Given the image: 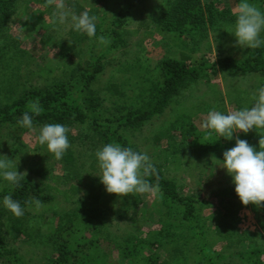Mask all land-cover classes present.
Returning a JSON list of instances; mask_svg holds the SVG:
<instances>
[{"label": "trees", "instance_id": "1", "mask_svg": "<svg viewBox=\"0 0 264 264\" xmlns=\"http://www.w3.org/2000/svg\"><path fill=\"white\" fill-rule=\"evenodd\" d=\"M21 1L0 0V38L8 31L11 21L18 13ZM83 1L96 5L101 4L104 0ZM144 1H122L115 18L108 25V30L104 31V36L110 40L108 50L127 46V41L124 40L125 33L137 36L145 19L136 29H133L136 31L131 32L130 28H127L128 14L132 7ZM166 4L161 15L154 20L158 30L162 33L204 32L209 27L217 25L221 20H235V16L229 17L231 11H228L227 14L224 12L215 13L214 2L205 4L203 0H167ZM66 6L77 14L87 10L90 14L98 16L95 9L86 8L76 0H67ZM32 12L27 22H24L28 27L35 26V22L42 19L39 11ZM34 19H36L35 22ZM39 24L43 25L42 22ZM48 27V25L44 26L46 33L51 29ZM100 32L101 25L97 22L96 35ZM70 36L77 37V39L74 38L75 42L68 39L67 44L73 45L77 42L78 49L83 36L75 34L73 31L70 32ZM49 38L52 36L50 35ZM196 42L199 43L198 41L193 43ZM137 44V42H132L131 46ZM79 56L80 51H77L71 58ZM242 56L241 59L231 56L222 57L213 63L204 59L194 60L186 53H182L180 59L167 57L158 63L159 80L150 81L151 87H149V81L147 84L142 83L139 86L148 89L149 95H147L146 102L138 109L125 115L115 114L108 118L102 116L100 112L102 104L100 94L92 89L98 76L104 70L102 62L104 56H100L98 61L86 62L85 68L77 79L71 78L69 82H59L46 89L30 88L13 104L3 106L0 109V127L17 124V120L22 117L25 111H28L29 102L39 99L43 111L38 117H33L34 125L46 123L65 125L69 129L68 139L71 144L75 143V140L77 141L75 130L82 132L89 130L90 133L84 135L82 146L89 145L101 149L105 144L115 143L141 151L131 142L129 130L132 127L141 128L144 124L164 116L170 107L171 100L185 84L199 81L202 75L212 81L213 77L219 75V72H239L241 75H258L264 78V47L250 49ZM207 72H211V76ZM262 84H264V80L260 85ZM103 90L118 97L123 103L128 102V95L115 82L108 84ZM142 94H146V92L143 91ZM185 117V120L177 124L176 127H168L159 132L156 136L159 151L166 161L169 160L173 164L179 160V157L194 156L204 162L203 168L213 170V166L220 163L217 160L223 161V152L235 146V136L232 139L227 134L222 137L214 130L196 126L195 121L190 120L191 117ZM232 131L235 132L234 129ZM239 135L241 139L244 138L259 151L260 135L264 136V129L258 130V133L252 130L247 134L242 132ZM166 139L169 142L166 147L162 148ZM94 141L96 144H90ZM18 151V149L14 150L15 153ZM88 159L90 158L86 155L78 154L76 156L74 151H67L63 158L66 173L61 177L68 178L73 183L69 189H63L51 184L54 178L60 179L56 176L54 169L58 161L61 164L62 160L55 159L48 151L43 154L37 152L30 156L27 163V170L37 181L22 177L18 187L9 184L0 192V200L6 195H11L13 199L21 203L24 210L33 206L27 203L30 200L38 199L41 203H51L56 199L55 195H60L67 203L77 199L74 209L69 212L65 211V218L69 225L65 226L64 224L63 226L62 219L59 218L56 228L52 227L62 234L55 249L56 254L47 253L44 255L43 260H46V264H95L94 261L88 263V260H96L97 256H105L109 264H187L186 260L190 253L195 255V258L190 261L191 264H224V260L229 257L240 258L241 264H264V205L260 207L251 204L244 206L235 192L234 184L229 188L220 189L210 200V203L220 199L222 205L225 202H233L238 206V209L252 206L257 214L259 232L252 233L239 229L237 221H235L236 216L234 217L235 209L227 207L226 212L220 215L213 228L217 242H210L198 214L200 205L197 204H202V202L193 195H185L176 180L167 178L162 169L163 165L151 162L154 171L145 179L150 184L158 186V191L170 203L163 209H161L162 205L154 206V212H160L162 216H165L162 222L165 224L167 223L166 217H170L172 214L170 211H175L174 215L180 229L186 233L185 228L188 227L191 233L190 235H176L166 230H160L155 236L150 237V234H138L130 231L131 226L139 222V212H143L145 215L146 207L136 205L133 201L128 202L126 197L118 200V195L116 199V194L107 193L100 178L93 177L95 174H100L96 157L90 163ZM93 181L95 184H92ZM117 203L120 205H116ZM110 207L117 208L111 211ZM113 211L119 219L126 222L123 227L125 232L122 235L109 231L112 227L110 221L113 218L108 217ZM49 220L46 219L52 224L53 220ZM5 221L13 225L20 222L16 216L0 205V264H29L23 254L12 246L11 239L4 234ZM20 226H22L21 222ZM215 243H222L223 249L215 248Z\"/></svg>", "mask_w": 264, "mask_h": 264}, {"label": "rangeland", "instance_id": "2", "mask_svg": "<svg viewBox=\"0 0 264 264\" xmlns=\"http://www.w3.org/2000/svg\"><path fill=\"white\" fill-rule=\"evenodd\" d=\"M66 1L57 0L58 3H63L68 8ZM76 1L85 5L86 8L95 9L98 15L101 32L93 38L73 31L70 24L59 25L54 22L53 8L46 7L45 0L21 1L18 13L11 21L8 31L0 38V109L5 105L13 104L30 88L46 89L59 82H69L71 78L77 79L85 68L86 62L98 61L100 56H104L102 61L104 70L92 86V89L100 94L102 100L100 112L105 118L113 117L115 114L125 115L138 109L146 102L147 95H149L148 89L139 86L142 83L147 84L149 81V87H151L150 81L159 80L157 68L158 63L163 59L167 57L180 59L181 54L186 53L194 60L204 59L213 63L222 57L231 56L241 59L242 55L250 50L239 46L235 36L228 32L233 20H221L217 25L209 27L204 32H160L154 20L161 15L162 9L166 8L167 0H145L132 7L128 14L127 28L134 32L136 30L133 29H136L145 19L142 29L139 30L137 36L124 34L127 46L108 50L110 40L104 36V31L108 30V25L115 18L123 0H104L101 4L96 5L83 0ZM203 1L205 4L214 2L215 13L224 12L227 14L228 11H231L229 17L234 16V10L240 2V0ZM249 2L264 11V0H249ZM32 11H39L42 19L38 22H35L36 19H34L36 25L28 27L24 22H27ZM40 22L43 23L42 26L39 24ZM45 25L51 27L47 33ZM71 31L83 36L78 49L77 42L73 45L67 44L68 39H72L74 42L77 39V37L74 39L70 36ZM50 35L52 38H49ZM100 36H104L108 42L100 44L98 41ZM195 41L199 43H193ZM132 42L138 44L131 46ZM77 51H80V56L71 58ZM208 74L211 76V72ZM263 80L264 78L261 76L241 75L239 72H219V75L213 77L212 81L202 75L199 81L187 83L181 88L180 92L171 100L170 107L164 116L144 124L141 128L132 127L129 130L131 142L142 152L148 154L150 162L163 165L162 169L167 178L176 180L185 195H193L202 202V204H197L200 205L198 214L210 242H217L213 228L220 215L226 212L227 207L235 209L234 217L236 216L235 221H237L239 229L252 233L259 232L255 209L252 206L238 209V206L233 202H225L222 205L220 199L210 203V200L220 189L233 185L232 178L226 169L220 167L221 163L215 164L213 170L203 168L204 162L194 156L179 157V160L174 164L169 160L166 161L158 149L156 136L168 127H176L177 124L185 120V116L191 117L190 120L195 121L196 126L203 127L202 124L207 118V113L212 109L227 114L246 106L251 107L254 103L256 89ZM114 82L119 84L122 91L128 95V102L123 103L118 97L103 90L108 84ZM143 91L146 94H142ZM43 125H34L35 131L21 128L18 124L0 127V155L12 160L17 166L18 172L25 175L24 178L33 181L37 180L27 170L28 160L31 155L37 152L43 154L48 151L46 146L39 144L37 139L38 129ZM234 130L236 131V129ZM76 132L77 141L75 140L73 144L70 143L68 150L74 151L76 156L78 154L86 155L90 158L88 159L90 163L100 148L81 145L85 133H90L89 130L84 132L75 130L74 134ZM240 133L242 132L235 133V142L237 138L241 139ZM168 142L169 140H164L161 147H166ZM90 144L96 143L94 141ZM15 149L19 150L18 153L14 152ZM66 154L67 152L64 155ZM63 158L60 159L62 163L60 164L58 161L54 169L56 176L60 179L54 178L51 184L69 189L73 182L68 178L61 177L66 173ZM99 175L95 174L93 177ZM92 184H95L94 181ZM8 185L7 181L0 180V192ZM55 196L54 202L41 203L39 208L33 205L25 209L24 215L17 217L22 226L19 221L17 225L5 221L4 234L11 239L12 246L23 254L29 264H46V260H43L44 255L47 253L56 254L55 249L62 232L59 233V230L52 229V227L56 228L59 218L62 219L63 226L64 224L65 226L69 225L65 218V211L69 212L77 205V199L67 203L60 195ZM110 197L113 198L112 195ZM123 197L128 198V202L133 201L136 205L146 207L147 210L145 215L143 212H139V222L131 226L130 231L138 234H150V237L155 236L160 230H166L176 235H190L191 231L188 227L185 228L186 233L180 229L173 210L170 211L172 213L170 217H166L167 223L162 224L165 216H162L160 212L155 213L154 206L162 205L161 209H163L170 203L164 199L161 192L158 191L154 195L133 193L132 195L118 196V200ZM116 205H120V203ZM110 208L112 211L117 207ZM130 210L132 212L133 209ZM110 217L113 220L109 219L112 226L109 231L118 232L120 235L124 234L125 220L119 219L114 211L109 214L108 218ZM46 219L53 220L52 224ZM65 231L69 234L67 230ZM215 248L223 249V244L215 243ZM194 258L195 255L190 253L186 260L187 264H191L190 261ZM91 261H94L95 264H109L105 256H97L96 260L90 259L88 263ZM241 262L240 258L229 257L224 260V264H241Z\"/></svg>", "mask_w": 264, "mask_h": 264}, {"label": "clouds", "instance_id": "3", "mask_svg": "<svg viewBox=\"0 0 264 264\" xmlns=\"http://www.w3.org/2000/svg\"><path fill=\"white\" fill-rule=\"evenodd\" d=\"M45 6L53 8L54 22L59 25L70 24L73 31L86 34L87 37L96 36L98 16L90 14L87 10L77 14L65 7L57 0H45ZM235 20L229 26L228 32L236 38L237 44L243 48L257 49L264 47V11H261L249 0H240L234 10ZM100 44L108 41L104 36L98 38ZM254 103L251 107H243L234 112L225 114L215 109L207 113L202 126L214 130L222 137L234 133L245 134L252 130L264 129V84L256 89ZM17 124L21 128L35 131L34 116L43 111L39 99L30 101ZM236 129L235 132L232 130ZM69 129L60 123H46L38 129V142L46 146L55 159L60 160L70 147L68 139ZM259 151L250 145L247 140L236 139L234 147L223 152L221 168L226 169L235 186V192L244 206L264 205V136L260 135ZM100 169L101 184L109 194L125 196L129 194H156L158 186L149 183L146 176L154 171L147 153L134 150L132 147H123L120 144L108 143L95 153ZM18 172L14 162L6 156L0 155V180L18 187L20 179L24 177ZM27 203L36 208L41 207L38 199ZM0 205L16 217L24 215V208L18 200L6 195L0 200Z\"/></svg>", "mask_w": 264, "mask_h": 264}]
</instances>
